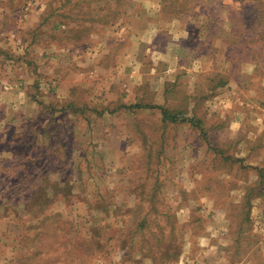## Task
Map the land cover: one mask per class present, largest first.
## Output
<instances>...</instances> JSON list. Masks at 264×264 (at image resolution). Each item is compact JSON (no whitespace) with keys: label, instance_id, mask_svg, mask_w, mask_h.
<instances>
[{"label":"rangeland","instance_id":"rangeland-1","mask_svg":"<svg viewBox=\"0 0 264 264\" xmlns=\"http://www.w3.org/2000/svg\"><path fill=\"white\" fill-rule=\"evenodd\" d=\"M261 32L264 0H0V70L30 80L2 107L0 264H264Z\"/></svg>","mask_w":264,"mask_h":264},{"label":"crops","instance_id":"crops-1","mask_svg":"<svg viewBox=\"0 0 264 264\" xmlns=\"http://www.w3.org/2000/svg\"><path fill=\"white\" fill-rule=\"evenodd\" d=\"M185 32L186 31H183L182 35H184ZM173 35H174L175 38L172 39V40L175 41L176 43L173 42L172 45H170V46L177 47V45H181L180 38H179V37H181V34H173ZM14 68L16 70L14 71V75L13 76L9 72H5V71L0 70V81H2L4 83L5 81H8V80L11 79L10 81L17 82L16 81L17 79H21L22 84H25L26 86L22 90V94H18V93H16V91L8 92V91L4 90L2 92L1 85H0V131H1L0 132V139L5 136L6 123H4V122L9 118L7 116L8 112L2 111V107L5 106L7 108L8 106L10 107V105L12 103H14V104L17 105V107L20 108L23 105V103L29 101V98L26 96V94L28 95V89H29L28 84L30 83V80L28 78L29 76L27 75V73L25 72V70L22 67H20V68L14 67ZM15 82H13V83H15ZM21 97H22V100H21ZM9 107L7 108V110L9 109ZM234 117L238 118L239 116L238 117L234 116ZM237 124L238 123L235 124V127L238 129L239 128V124L238 125ZM254 130L257 131L256 128ZM248 132H249L248 133V135H249L248 137H250V138L252 137L250 135H253L255 133L253 131V129H250V131H248ZM248 164L252 165V166L255 165L253 163H248ZM211 237H213V235H211ZM212 241H214V239ZM186 258H188V256L186 257V255H183V257L181 259L182 261H180L178 263H173V264H185V262L183 260H185ZM186 260H188V259H186Z\"/></svg>","mask_w":264,"mask_h":264},{"label":"trees","instance_id":"trees-1","mask_svg":"<svg viewBox=\"0 0 264 264\" xmlns=\"http://www.w3.org/2000/svg\"><path fill=\"white\" fill-rule=\"evenodd\" d=\"M176 7V6H175ZM208 15V17H209V14H207ZM229 20L231 21V28H235V29H237L236 27H234L233 26V23H234V21H235V19L234 18H229ZM223 23H224V21H222V23H221V26L223 27ZM219 24V22L217 21V20H213V29H215V27L214 26H216V25H218ZM248 24L250 25V23L248 22ZM212 30V29H211ZM211 32H213V31H211ZM247 30L246 29H244V32L242 31L241 33H239V37H244L245 36V33H246V35H247ZM259 35V36H258ZM257 36H258V38L256 39L257 41H258V39H261V40H264V33L263 32H261V33H259ZM209 36H211L210 35V33L208 32V34H207V36H206V38H208ZM234 42V41H233ZM252 42H253V40H252ZM247 42H244L243 40L242 41H240V42H238L237 43V45H235L234 47H235V49H236V51H234V56L235 57H238V55L239 54H242L243 53V51H241L239 48H242V45L243 46H245V51L244 52H246V53H250V52H252V50H254L256 47H258V45L257 46H253L252 47V49H250V48H247V44H246ZM256 43V42H255ZM210 44V43H209ZM249 44H250V42H249ZM257 44V43H256ZM233 46L231 47L232 49L234 48ZM261 51H264V44L262 45V48H261ZM250 57V56H249ZM229 60H231V58L229 59ZM264 66V61H262V67ZM227 77L226 76H220L219 77V81H218V85H224L225 83H227L228 81V79H226ZM142 106L141 105H132V106H129V108H141ZM159 109H161V111H162V120H163V122H173V123H183V122H188V121H192V122H194V118H188V117H185L184 116V114H185V110H181V111H179V112H172V111H169L167 108H162V107H158ZM196 125H197V123L199 124L200 122L199 121H196V122H194ZM11 155L12 156H16V151L13 149H11ZM47 220H48V218H44L41 222H39L37 225H35L33 228H39V227H43V226H45L46 224H45V222L47 223ZM37 236V234H35V236L34 237H36ZM36 253L37 254H39V253H41V251L40 250H37L36 251Z\"/></svg>","mask_w":264,"mask_h":264}]
</instances>
